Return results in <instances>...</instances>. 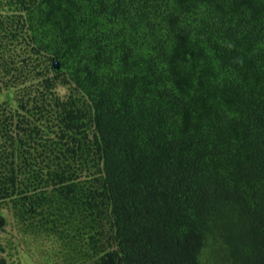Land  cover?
Returning <instances> with one entry per match:
<instances>
[{
  "label": "trees",
  "instance_id": "16d2710c",
  "mask_svg": "<svg viewBox=\"0 0 264 264\" xmlns=\"http://www.w3.org/2000/svg\"><path fill=\"white\" fill-rule=\"evenodd\" d=\"M7 215L41 264H264V0H0Z\"/></svg>",
  "mask_w": 264,
  "mask_h": 264
},
{
  "label": "rangeland",
  "instance_id": "374dc122",
  "mask_svg": "<svg viewBox=\"0 0 264 264\" xmlns=\"http://www.w3.org/2000/svg\"><path fill=\"white\" fill-rule=\"evenodd\" d=\"M0 241L6 248L7 255L10 253L12 264H41L43 255L39 254V248L45 251L52 249V244L44 238L23 236L9 215L7 222L0 228Z\"/></svg>",
  "mask_w": 264,
  "mask_h": 264
},
{
  "label": "bare ground",
  "instance_id": "6f19581e",
  "mask_svg": "<svg viewBox=\"0 0 264 264\" xmlns=\"http://www.w3.org/2000/svg\"><path fill=\"white\" fill-rule=\"evenodd\" d=\"M54 68H55V69H59V63H58V62H55V63H54Z\"/></svg>",
  "mask_w": 264,
  "mask_h": 264
}]
</instances>
